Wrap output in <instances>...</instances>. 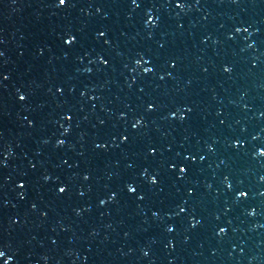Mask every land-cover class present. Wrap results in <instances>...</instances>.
Segmentation results:
<instances>
[{
    "label": "water",
    "instance_id": "water-1",
    "mask_svg": "<svg viewBox=\"0 0 264 264\" xmlns=\"http://www.w3.org/2000/svg\"><path fill=\"white\" fill-rule=\"evenodd\" d=\"M0 264H264V0H0Z\"/></svg>",
    "mask_w": 264,
    "mask_h": 264
},
{
    "label": "snow or ice",
    "instance_id": "snow-or-ice-1",
    "mask_svg": "<svg viewBox=\"0 0 264 264\" xmlns=\"http://www.w3.org/2000/svg\"><path fill=\"white\" fill-rule=\"evenodd\" d=\"M59 3H61V4H64V3H65V0H59ZM21 99H23V97H21ZM60 191H61V192H63V191H64V189H63V188H61V189H60ZM130 191H131V189H130Z\"/></svg>",
    "mask_w": 264,
    "mask_h": 264
},
{
    "label": "clouds",
    "instance_id": "clouds-1",
    "mask_svg": "<svg viewBox=\"0 0 264 264\" xmlns=\"http://www.w3.org/2000/svg\"><path fill=\"white\" fill-rule=\"evenodd\" d=\"M60 5H63V4L60 3Z\"/></svg>",
    "mask_w": 264,
    "mask_h": 264
}]
</instances>
